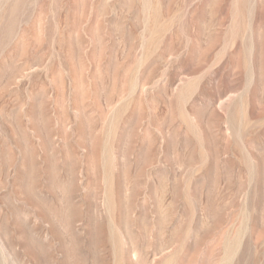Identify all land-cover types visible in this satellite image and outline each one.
<instances>
[{"label": "rangeland", "instance_id": "374dc122", "mask_svg": "<svg viewBox=\"0 0 264 264\" xmlns=\"http://www.w3.org/2000/svg\"><path fill=\"white\" fill-rule=\"evenodd\" d=\"M0 264H264V0H0Z\"/></svg>", "mask_w": 264, "mask_h": 264}]
</instances>
